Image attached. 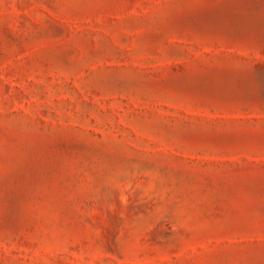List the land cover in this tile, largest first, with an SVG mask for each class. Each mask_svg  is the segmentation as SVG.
<instances>
[{"label":"rangeland","instance_id":"1","mask_svg":"<svg viewBox=\"0 0 264 264\" xmlns=\"http://www.w3.org/2000/svg\"><path fill=\"white\" fill-rule=\"evenodd\" d=\"M0 264H264V0H0Z\"/></svg>","mask_w":264,"mask_h":264}]
</instances>
